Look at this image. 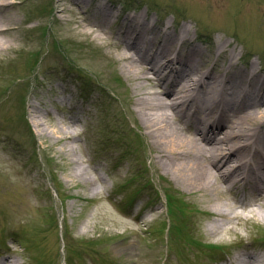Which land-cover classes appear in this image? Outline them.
<instances>
[{
  "label": "rangeland",
  "instance_id": "obj_1",
  "mask_svg": "<svg viewBox=\"0 0 264 264\" xmlns=\"http://www.w3.org/2000/svg\"><path fill=\"white\" fill-rule=\"evenodd\" d=\"M108 1L129 14L146 11L173 31L187 25L205 55L215 50L214 43L228 42L240 69L252 63L264 73V0ZM56 2L16 0L10 11L23 31L14 35L17 52L0 58V259L216 264L217 255L207 253L208 247L230 252L249 240L264 258L261 224L235 220L227 225L220 218L234 231L222 239L210 234L208 205L154 163V150L132 115V83L115 52L71 35L67 15L57 25ZM29 102L49 114L42 121L46 135L33 127ZM70 106L82 124L67 146L80 155L82 168L95 166L106 184L103 191L90 192L73 177L67 146L51 134L60 118H68Z\"/></svg>",
  "mask_w": 264,
  "mask_h": 264
},
{
  "label": "bare ground",
  "instance_id": "obj_2",
  "mask_svg": "<svg viewBox=\"0 0 264 264\" xmlns=\"http://www.w3.org/2000/svg\"><path fill=\"white\" fill-rule=\"evenodd\" d=\"M15 6L16 0H0V58L17 52L14 35L23 27L10 13ZM55 10L57 25L69 16L71 35L115 52L132 83V115L154 150V163L208 205L210 234L222 239L234 231L227 225L235 220L264 226V73L252 63L240 69V58L234 48L227 49L228 42L214 43L215 50L205 55L187 25L173 31L146 11L115 14L108 0H57ZM28 109L37 134L46 135L42 121L49 114L32 102ZM68 110V118H60L51 131L64 146L82 124L74 107ZM65 153L71 154L74 178L90 192L105 190L93 164L82 168L74 148L67 146ZM246 188L253 196L248 202L236 195ZM132 246L127 250L132 252ZM246 257L240 254L236 264H264L259 255ZM0 264L17 261L7 257Z\"/></svg>",
  "mask_w": 264,
  "mask_h": 264
}]
</instances>
